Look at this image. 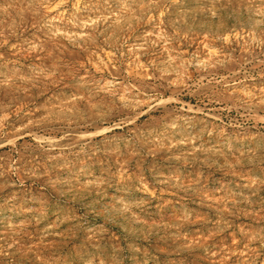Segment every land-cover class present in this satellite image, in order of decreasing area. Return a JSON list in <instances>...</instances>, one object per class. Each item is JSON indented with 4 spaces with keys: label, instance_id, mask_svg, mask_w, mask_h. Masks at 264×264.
Wrapping results in <instances>:
<instances>
[{
    "label": "rangeland",
    "instance_id": "1",
    "mask_svg": "<svg viewBox=\"0 0 264 264\" xmlns=\"http://www.w3.org/2000/svg\"><path fill=\"white\" fill-rule=\"evenodd\" d=\"M0 264H264V0H0Z\"/></svg>",
    "mask_w": 264,
    "mask_h": 264
}]
</instances>
